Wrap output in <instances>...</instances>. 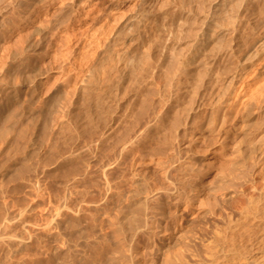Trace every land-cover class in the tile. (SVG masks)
Instances as JSON below:
<instances>
[{
	"label": "bare ground",
	"instance_id": "1",
	"mask_svg": "<svg viewBox=\"0 0 264 264\" xmlns=\"http://www.w3.org/2000/svg\"><path fill=\"white\" fill-rule=\"evenodd\" d=\"M4 11L0 190L49 172L29 163L46 140L69 149L57 218L95 206L73 199L87 179L99 178L106 201L119 177L145 190L190 165L192 185L255 191L203 252L176 263H264L251 255L264 230V0H9ZM196 193L152 201L179 211ZM143 232L149 251L167 245L156 219Z\"/></svg>",
	"mask_w": 264,
	"mask_h": 264
},
{
	"label": "rangeland",
	"instance_id": "2",
	"mask_svg": "<svg viewBox=\"0 0 264 264\" xmlns=\"http://www.w3.org/2000/svg\"><path fill=\"white\" fill-rule=\"evenodd\" d=\"M8 1L0 0V28L7 17L4 7ZM3 55L0 50V58ZM57 117L61 121L68 119L63 114ZM68 126L65 128L67 137L71 134L68 132L71 126ZM38 150L29 163H41L40 166H45L50 173H41L39 177L32 173L27 175L25 182L30 188L18 192L0 190V264H178L176 262L183 256L203 252L205 246L220 234L226 213L238 204H245L247 197L255 191L208 189L200 185V179L192 185L198 172L197 167L188 165L178 173L170 170L166 177L157 173L147 178L145 190H130V183L119 177L110 191L111 196L102 201L105 190L95 177L87 179L80 189L73 190L74 201L86 198L94 201L95 206L82 215L69 212L57 218L58 201L67 192L57 182L59 176H64L70 169L68 165L60 166V160L69 149L63 141L46 140ZM90 180H94L93 183ZM204 181L216 183L205 173L202 175ZM191 188L197 193L191 195L179 211L169 209L167 199L164 200L167 205L161 209L152 201V196L157 193H182ZM183 214L189 216L185 218ZM145 216L147 220L143 219ZM175 217L179 221L177 224ZM152 218L167 231L165 235L157 236L165 239L164 244H167L160 251H149V242L143 232ZM173 227L177 228L174 234L171 233ZM262 232V241L256 252L251 253L252 257L253 254L259 257L264 252V230ZM261 259L258 261L262 262Z\"/></svg>",
	"mask_w": 264,
	"mask_h": 264
}]
</instances>
